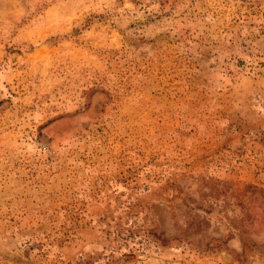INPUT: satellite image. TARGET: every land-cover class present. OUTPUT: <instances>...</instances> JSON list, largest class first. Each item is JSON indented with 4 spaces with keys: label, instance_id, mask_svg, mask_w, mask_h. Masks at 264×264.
Wrapping results in <instances>:
<instances>
[{
    "label": "rangeland",
    "instance_id": "rangeland-1",
    "mask_svg": "<svg viewBox=\"0 0 264 264\" xmlns=\"http://www.w3.org/2000/svg\"><path fill=\"white\" fill-rule=\"evenodd\" d=\"M0 264H264V0H0Z\"/></svg>",
    "mask_w": 264,
    "mask_h": 264
}]
</instances>
